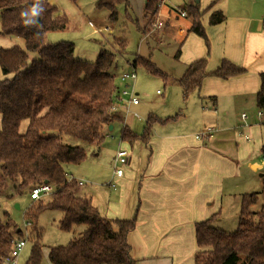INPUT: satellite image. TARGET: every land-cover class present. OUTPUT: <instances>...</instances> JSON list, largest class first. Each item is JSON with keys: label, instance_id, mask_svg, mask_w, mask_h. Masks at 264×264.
<instances>
[{"label": "trees", "instance_id": "obj_1", "mask_svg": "<svg viewBox=\"0 0 264 264\" xmlns=\"http://www.w3.org/2000/svg\"><path fill=\"white\" fill-rule=\"evenodd\" d=\"M162 1H146L144 10L148 20L142 28L138 24L145 35L154 29ZM216 1L213 0L206 10ZM37 4L42 9L37 17L21 16L23 11ZM119 4L128 8L130 0H98L96 6L107 9L109 19L115 21ZM182 8L191 19L189 31L205 37L204 10L197 3ZM0 10V34L20 36L25 42L24 46H0V73L5 75L0 76V191L7 181L29 193L42 183L53 188L47 202H34L25 212V219L31 222V232L37 237L26 264L42 262V247L38 240L41 229L36 219L43 209L61 210L60 228L64 230L86 225L83 233L67 244L49 247L48 258L52 264H136L128 239L136 218L109 219L99 213L91 198L76 194L81 186H78L77 177L68 175L65 165L81 163L86 159V150L63 142L61 136L66 134L100 147L105 138L104 128L114 122H125L121 108L112 111L118 101L116 91L120 86L110 72L115 54L100 48L94 60H85L75 57L72 41L47 42L50 31L69 25L67 14L59 13L58 6L49 0H0ZM224 18L221 10H213L209 23L217 24ZM25 20L35 22L25 23ZM115 41L120 51L126 49L125 38L115 37ZM30 52H37L38 56L29 61ZM138 63L166 81L177 82L185 100L210 74L228 78L245 71L244 67L224 59L216 70L209 72L207 59L200 58L189 63L180 78H174L149 58L137 57L134 65ZM9 74L10 77L6 76ZM257 105L264 108V73H261ZM24 119H28V125L21 132ZM168 119L149 115L141 133L124 123L121 138L146 142L152 124ZM54 130L59 134L47 133ZM262 185L264 187V178ZM257 200L255 192L243 195L235 231L214 227L212 223L217 215L196 223V241L201 250L195 255V264H264V205L257 213L250 211ZM5 217H0V264L7 263L13 241L24 233L8 213Z\"/></svg>", "mask_w": 264, "mask_h": 264}, {"label": "crops", "instance_id": "obj_2", "mask_svg": "<svg viewBox=\"0 0 264 264\" xmlns=\"http://www.w3.org/2000/svg\"><path fill=\"white\" fill-rule=\"evenodd\" d=\"M49 1L58 6L59 13H66L58 0ZM212 1L204 0L199 5L204 10L205 37L189 31L190 18L188 23L180 20L187 17L180 15L183 6L176 7V14L169 10L162 16L159 10L164 34L176 24L181 75L189 63L200 58L207 59L209 72L224 59L245 71L228 78L212 74L204 78L201 87L191 92L193 97L186 110L193 124L177 123L179 115L156 121L146 142L121 138L124 123L131 128L129 122L106 126L113 132L115 124H120L119 149H127L129 159L122 176L113 171L102 182L116 191L106 205L94 192L92 196L84 195L104 217L136 218L128 236L136 264H195V255L201 250L196 241V223L214 215L218 221L229 204L240 205L244 194L254 192L238 196L244 166L250 163L255 172L264 166V138L258 124L248 122V113L258 107L257 93L264 73V0H217L206 10ZM213 10H221L224 20L210 24ZM16 40L12 35L0 34L1 47L25 45ZM138 106L140 101L130 109ZM208 126L214 127L215 133L198 138Z\"/></svg>", "mask_w": 264, "mask_h": 264}, {"label": "rangeland", "instance_id": "obj_3", "mask_svg": "<svg viewBox=\"0 0 264 264\" xmlns=\"http://www.w3.org/2000/svg\"><path fill=\"white\" fill-rule=\"evenodd\" d=\"M58 1L60 3L59 6L64 8L69 17V25L65 29L50 31L48 33V40L52 43L62 40L74 42L75 57L85 60H94L100 48L112 51L115 54V62L110 72L116 76V84L123 85L120 75L128 70L130 63L135 61L137 57L149 58L163 72L171 74L174 77L179 78L182 76L183 69H181V59L178 54V51L181 49V43L176 24H172V27L165 34L163 32L165 28L164 23L160 28L154 26V29L147 35L138 27V24L141 28L144 27L148 20L144 10L147 0H130L128 8H126L125 4H119L117 7L118 19L115 21L109 19V11L107 9L96 6L98 0ZM191 1L195 0H165L162 6H160V12L162 16L167 14L169 10H172L171 14H176V7L185 6L190 4ZM203 1L200 0L198 5H203ZM158 18L160 19V16ZM180 20L188 23L189 18L180 17ZM89 22H93L96 26L103 27L104 29L96 31ZM12 37L24 45L22 37L14 35ZM115 37H123L127 40L125 50L120 51ZM37 56V52H30L29 61ZM136 71L137 79L135 80V87L138 92L140 106L136 109L131 108L130 112L125 115V122H129L134 131L138 133L143 132L149 115L160 118L179 115L177 123L193 124L190 113L186 112L187 109L189 110L188 103L193 97L191 93L185 100L182 88L177 82L166 81L161 76L149 72L142 63H138ZM0 76L5 77L2 73H0ZM6 76L10 77L11 74ZM157 90L160 91L159 94ZM258 111L259 108L257 107L251 114L248 113V122L250 124L257 123L264 138V118L259 117ZM1 117L0 113V128ZM27 125L28 119H24L21 122L20 131L24 132ZM120 127V124L116 123L113 132H109L108 128L105 127L103 132L104 134H108L105 135L104 142L100 147L78 138L61 134L63 142L84 147L86 150V159L81 163L65 165L68 175L89 179V182L87 181L84 186L78 187L76 191L77 195L92 196L91 193L94 192L97 199L103 205H106L109 198L116 194V191L103 185L102 182L105 181L111 172L113 174L114 171L113 157L119 149ZM47 133L59 134L55 130L48 131ZM123 145L126 147L125 144ZM260 162L263 164L262 160ZM263 178L264 166L255 172L251 168L250 163L244 166L242 177L239 178L240 184L238 187L240 189L237 190L241 191H238V196L241 192L252 190L258 194L257 202L253 203L250 207L252 213H257L264 205ZM50 195H46L41 200L35 201L31 198L27 189L17 188L11 181H7L3 190L0 191V217L5 219V213H8L9 217L25 232V212L34 202H47ZM240 208L241 204L237 206L229 204L223 210L222 218L218 221L215 220L212 225L226 231H235L238 227ZM62 215L63 212L58 209H43L38 212L36 224L41 229L38 239L42 247L41 264H52L48 258L50 246L65 245L72 238L80 236L86 229L85 224L76 225L72 230L60 228ZM27 230L29 233L28 241L20 251L18 257L15 258L17 264H26L34 244L33 242L37 239L35 232H31V226ZM15 262H7L5 264H14Z\"/></svg>", "mask_w": 264, "mask_h": 264}, {"label": "built area", "instance_id": "obj_4", "mask_svg": "<svg viewBox=\"0 0 264 264\" xmlns=\"http://www.w3.org/2000/svg\"><path fill=\"white\" fill-rule=\"evenodd\" d=\"M161 4V3H160ZM181 16H185V11L180 12ZM94 30L101 31L104 28L96 26L93 22H89ZM163 22L158 20L155 24L156 28L162 27ZM109 28V27H108ZM121 82L123 85L118 86L116 91V98H118L117 103H115L112 107V111H116L117 109L121 108L125 115L130 112L131 105H137L139 103L138 92L135 87V80L137 79V71L136 66L134 65V61L130 63V67L128 70L124 71L120 75ZM160 93V91H158ZM258 114L261 117H264V108H260ZM243 116H246L245 114ZM215 133V128L208 126L205 128L204 131L200 132L197 137L203 138L204 136H212ZM129 159V152L127 149L120 147L116 153V158L114 160V175L122 176L124 173V165L127 164ZM78 186H84L87 183V180L84 178H76ZM53 188L48 183H42L41 185L34 187L30 191V196L33 200H39L42 197L51 194ZM31 225L29 220H26L25 226L26 230L24 235L21 237H16L13 241V246L10 255L6 258L7 262H15V258L18 257L20 251L26 245L28 241V230L27 228ZM26 233V234H25ZM14 264H17L15 262Z\"/></svg>", "mask_w": 264, "mask_h": 264}, {"label": "clouds", "instance_id": "obj_5", "mask_svg": "<svg viewBox=\"0 0 264 264\" xmlns=\"http://www.w3.org/2000/svg\"><path fill=\"white\" fill-rule=\"evenodd\" d=\"M40 11H42V9H40L39 5H34L30 10H26L23 11L21 13L22 17L25 16H30V17H37L40 14ZM34 20H25V23H34Z\"/></svg>", "mask_w": 264, "mask_h": 264}]
</instances>
